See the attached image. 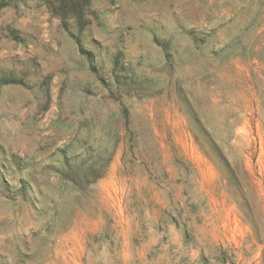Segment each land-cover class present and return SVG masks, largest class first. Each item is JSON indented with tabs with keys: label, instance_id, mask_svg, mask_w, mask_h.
Listing matches in <instances>:
<instances>
[{
	"label": "rangeland",
	"instance_id": "obj_1",
	"mask_svg": "<svg viewBox=\"0 0 264 264\" xmlns=\"http://www.w3.org/2000/svg\"><path fill=\"white\" fill-rule=\"evenodd\" d=\"M0 264H264V0H0Z\"/></svg>",
	"mask_w": 264,
	"mask_h": 264
},
{
	"label": "trees",
	"instance_id": "obj_2",
	"mask_svg": "<svg viewBox=\"0 0 264 264\" xmlns=\"http://www.w3.org/2000/svg\"><path fill=\"white\" fill-rule=\"evenodd\" d=\"M6 82H10L8 79H6L5 81H4V83H6Z\"/></svg>",
	"mask_w": 264,
	"mask_h": 264
}]
</instances>
